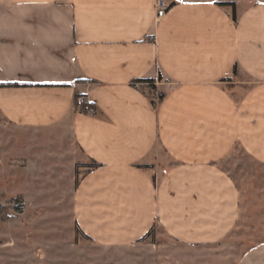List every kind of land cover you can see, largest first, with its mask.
<instances>
[{
  "label": "crops",
  "instance_id": "1",
  "mask_svg": "<svg viewBox=\"0 0 264 264\" xmlns=\"http://www.w3.org/2000/svg\"><path fill=\"white\" fill-rule=\"evenodd\" d=\"M155 1L0 0V114L45 137L84 236L130 247L160 228L194 259L241 219L224 161L241 148L264 166V0H168L161 20ZM139 80L166 94L157 108ZM237 264H264V242Z\"/></svg>",
  "mask_w": 264,
  "mask_h": 264
},
{
  "label": "rangeland",
  "instance_id": "2",
  "mask_svg": "<svg viewBox=\"0 0 264 264\" xmlns=\"http://www.w3.org/2000/svg\"><path fill=\"white\" fill-rule=\"evenodd\" d=\"M30 137L0 114V264H237L264 242V166L241 148L223 163L243 196L237 229L212 254L189 259L192 249L170 241L160 228L130 247H107L84 236L74 219L71 176L46 155L45 137Z\"/></svg>",
  "mask_w": 264,
  "mask_h": 264
},
{
  "label": "trees",
  "instance_id": "3",
  "mask_svg": "<svg viewBox=\"0 0 264 264\" xmlns=\"http://www.w3.org/2000/svg\"><path fill=\"white\" fill-rule=\"evenodd\" d=\"M219 7L227 10L229 12V15L232 19V21L237 24L238 19H237V6L235 3H229V2H223V3H218L217 4ZM146 84L147 88L149 89V91H143L151 100L152 105L157 108L159 106V104H161L165 98H166V94L165 93H157V88H156V83L154 80H139L137 81V84ZM2 85H0L1 87ZM138 87V86H137ZM82 97V95L77 94L76 98H75V103H74V108L75 111L77 113H81V114H85V115H89L86 107L84 105H82L80 103V98ZM85 97V96H84ZM90 106L96 111V113L93 116H96L98 114V108L95 105L94 102L91 101ZM22 209L19 210V213H22ZM78 230L81 232V230L78 228Z\"/></svg>",
  "mask_w": 264,
  "mask_h": 264
},
{
  "label": "built area",
  "instance_id": "4",
  "mask_svg": "<svg viewBox=\"0 0 264 264\" xmlns=\"http://www.w3.org/2000/svg\"><path fill=\"white\" fill-rule=\"evenodd\" d=\"M170 8L171 5L168 0H156L155 9L157 12V19H163L167 15V12ZM79 101L82 105L86 107V110L89 115L93 116L96 113V111L90 106L91 101L88 98L82 96Z\"/></svg>",
  "mask_w": 264,
  "mask_h": 264
}]
</instances>
